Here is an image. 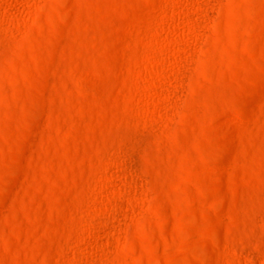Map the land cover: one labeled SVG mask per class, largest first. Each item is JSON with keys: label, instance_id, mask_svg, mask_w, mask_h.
Masks as SVG:
<instances>
[{"label": "rangeland", "instance_id": "374dc122", "mask_svg": "<svg viewBox=\"0 0 264 264\" xmlns=\"http://www.w3.org/2000/svg\"><path fill=\"white\" fill-rule=\"evenodd\" d=\"M0 264H264V0H0Z\"/></svg>", "mask_w": 264, "mask_h": 264}]
</instances>
